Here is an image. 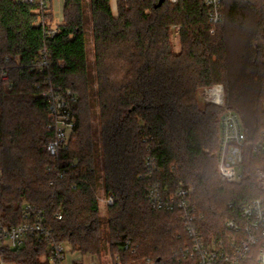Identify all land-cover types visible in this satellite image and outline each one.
Returning a JSON list of instances; mask_svg holds the SVG:
<instances>
[{
	"label": "trees",
	"instance_id": "16d2710c",
	"mask_svg": "<svg viewBox=\"0 0 264 264\" xmlns=\"http://www.w3.org/2000/svg\"><path fill=\"white\" fill-rule=\"evenodd\" d=\"M90 6L87 19L82 0H65L63 21L54 27L50 7L0 0L3 223H23L31 205L45 212L53 240L72 252L119 254L120 264H187L177 256L190 241L180 211L153 209L149 192L155 185L169 194L181 185L192 188L191 202L203 216L197 226L208 241L230 235L226 222L239 217L243 204L264 197L252 175L241 184L219 178L215 152L224 108L201 106L198 96L203 88L223 85L226 106L233 109V97L244 90L251 94L253 126L264 127V0H224V21L214 34L201 0H117L116 11L111 0H91ZM245 10L257 21L236 81L225 26ZM88 22L95 75L87 58ZM43 59L47 65L40 68ZM247 74L250 83L241 82ZM65 88L76 98L75 127L55 161L46 150L54 131L42 94ZM148 160L155 165L151 177ZM99 188L114 197L102 217ZM47 245L31 240L20 249L5 247L0 258L47 264ZM241 264H258L255 254Z\"/></svg>",
	"mask_w": 264,
	"mask_h": 264
},
{
	"label": "built area",
	"instance_id": "2783aa9c",
	"mask_svg": "<svg viewBox=\"0 0 264 264\" xmlns=\"http://www.w3.org/2000/svg\"><path fill=\"white\" fill-rule=\"evenodd\" d=\"M30 3L38 2L43 10H47L50 0H24ZM142 1V0H136ZM177 3L178 0H170ZM208 10L209 22L213 25L211 31L224 21V0H201ZM42 68L47 65L46 59L38 63ZM9 89V76L6 72L2 75ZM206 103H212L224 108L220 117L218 148L215 152L218 176L227 183L241 184L248 175L254 177L256 188L264 194V127L249 128L243 119L226 106L225 89L223 85H215L200 90ZM50 102L48 115L49 128L54 131V136L46 145L49 155L57 161L61 152L67 149L68 141L74 131L75 117L73 104L76 101L71 89H51L42 94ZM264 112V100L262 103ZM257 157L250 161V155ZM155 165L153 160H148L146 169L148 177L152 176ZM54 169L48 168V173ZM62 178L61 174H58ZM192 188L181 185L179 189L169 194L162 191L158 185L152 186L149 192V202L153 209L166 211H180L181 218L186 225L189 243L177 253L182 261L187 264H241L252 254L256 262L264 264V197L254 198L240 207L239 217L226 222L230 235L221 238L206 240L197 226L203 220L198 215L194 204L191 202ZM102 206H111L114 203L112 195L98 197ZM61 212L56 218L61 220ZM25 221L17 226H7L0 215V250L5 247L20 249L31 240L38 244L47 245V255L44 259L47 264H120L119 254H108L106 262L93 255H82L76 252L75 256H68L64 248L65 243L53 240V230L49 227L45 212L31 205L25 207ZM131 249L129 243L124 246ZM134 251V250H133ZM135 264H155L144 259Z\"/></svg>",
	"mask_w": 264,
	"mask_h": 264
},
{
	"label": "rangeland",
	"instance_id": "374dc122",
	"mask_svg": "<svg viewBox=\"0 0 264 264\" xmlns=\"http://www.w3.org/2000/svg\"><path fill=\"white\" fill-rule=\"evenodd\" d=\"M115 0H111L112 8L115 7ZM64 3L65 0H50L49 6L53 13V26L56 27L58 24L62 23L63 21V10H64ZM82 5L84 8L85 17L87 19H90L91 16V0H82ZM245 10V16H240L238 18V21H235L233 23H228L225 26V32L227 35V45H228V56H229V63H230V73L234 80H239L240 76H238L240 66L242 62L245 61V54L246 49H248V45L252 44L253 38L252 33L255 30L257 17L254 14H246ZM86 29V50H87V58L89 63V70L92 75H95L94 72V62H95V56H94V42H93V35H92V27L91 24L88 22L85 26ZM175 43L178 44L177 36L175 38ZM262 44L264 45V39L262 41ZM256 42L254 43V46H256ZM249 63L253 62V59L250 58ZM250 83V78H248V74L245 78L241 80V82ZM247 83V84H248ZM94 86V85H93ZM250 93H246L243 91L239 92L237 95H235L232 99L233 101V110L236 112L242 119H244V124H248L249 126H253L254 124V117L252 113V109H250ZM200 105H204L206 103L205 98L201 95L200 91L198 93ZM95 104V103H94ZM96 106V105H95ZM96 107L94 108V119L96 118ZM96 124V120H95ZM247 126V125H246ZM98 197H103L104 192L102 188H99L98 190ZM102 211L100 213L101 217L105 215L104 206H102ZM64 248L67 250L68 256H75L76 252H72L71 248L68 244L64 245ZM97 257V256H96ZM101 261L104 260V262L108 259V253H102L100 257H98ZM0 264H13L6 261H3L0 258Z\"/></svg>",
	"mask_w": 264,
	"mask_h": 264
},
{
	"label": "crops",
	"instance_id": "0c3cea01",
	"mask_svg": "<svg viewBox=\"0 0 264 264\" xmlns=\"http://www.w3.org/2000/svg\"><path fill=\"white\" fill-rule=\"evenodd\" d=\"M114 2H115V7H114V11H116V6H117V0H115Z\"/></svg>",
	"mask_w": 264,
	"mask_h": 264
}]
</instances>
